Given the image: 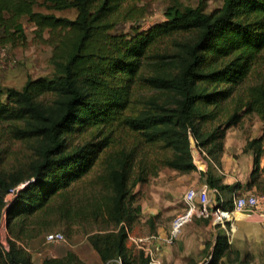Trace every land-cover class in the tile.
Returning <instances> with one entry per match:
<instances>
[{"label": "trees", "instance_id": "trees-1", "mask_svg": "<svg viewBox=\"0 0 264 264\" xmlns=\"http://www.w3.org/2000/svg\"><path fill=\"white\" fill-rule=\"evenodd\" d=\"M139 2L0 0V44L22 37V17L60 32L50 77L0 86V221L9 246L0 244V264H32L29 242L57 227L70 237L88 224L100 264H148L127 246L140 213L135 187L162 169L196 171L190 137L220 169L226 132L249 115L263 135L244 148L254 153L246 188L264 196V0H223L211 13L202 0L195 8L174 2L148 29L112 33L144 17ZM202 175L211 189H231L210 166ZM232 253L221 231L208 264H241L237 255L228 262ZM42 264L83 263L68 252Z\"/></svg>", "mask_w": 264, "mask_h": 264}, {"label": "rangeland", "instance_id": "rangeland-1", "mask_svg": "<svg viewBox=\"0 0 264 264\" xmlns=\"http://www.w3.org/2000/svg\"><path fill=\"white\" fill-rule=\"evenodd\" d=\"M174 2L193 8L199 5V0H140L138 5L145 9L144 17L135 22L123 24L112 33L130 34L135 29L146 30L152 25L163 21L165 14L174 7ZM222 2L223 0H202L204 12L211 13L221 7ZM34 12L52 14L56 17L67 19H73L75 17V12L71 10L51 11L39 6H35ZM19 23L22 26V37L18 35L13 42L0 44V86L3 88L20 89L28 79L34 80L42 77H50L53 73L51 60L55 39L60 32L51 29L42 30L33 22H30L27 17L20 18ZM255 125L258 126V131L263 130V125L257 116L249 115L244 118L237 128L244 129L247 127L249 130V127ZM193 154L195 162L197 163L199 160L197 159V154L195 152ZM152 179H149L147 185ZM147 185H142L140 190L137 191V199L134 206H139L143 197L146 195ZM243 194L245 193L241 195ZM10 199L11 197L8 198V200ZM172 217L169 214L159 215L154 218V222L152 217L147 222L150 225H153V223L165 225L167 222L170 224ZM247 221H253V223L236 224L237 230L234 236L231 234H228V236L224 233L229 246L233 250L230 258H228V262L233 261L237 255L241 264H264V242L253 241L252 238L249 240L243 231V226H258L260 228L261 224H256L255 220ZM238 228L241 229L238 230ZM55 229L53 232H62L61 228L57 227ZM94 231H96V228L92 224H88L83 228L77 229L70 237L64 234V243L51 245L45 244V235H42L32 241L30 245L26 246V252L30 256L32 264H42L45 259L50 258H63L68 252L74 253L83 264H100L96 254L87 244L85 237L86 233ZM7 238L8 233L5 216H2L0 221V244L5 250L9 251ZM128 247L137 251L132 243ZM209 252L201 254L202 256L198 258V264L210 262ZM226 264L229 263L226 262Z\"/></svg>", "mask_w": 264, "mask_h": 264}, {"label": "crops", "instance_id": "crops-1", "mask_svg": "<svg viewBox=\"0 0 264 264\" xmlns=\"http://www.w3.org/2000/svg\"><path fill=\"white\" fill-rule=\"evenodd\" d=\"M257 127V125L251 126L249 130L247 127L244 129L231 128L226 132L219 167L221 174L213 166L199 159L196 163V171L180 175L175 171L163 169L158 172L157 177L153 178L148 185L144 184L145 186L147 185L148 189L139 204V216L128 225L127 232L130 238L156 237L155 239H150L147 243L155 253V262L153 264H198V258L202 256L201 254L204 253L207 246L209 247L206 252L212 251L216 235L221 231L226 234L225 230L214 226L210 220L195 219L181 231L173 245H166L162 239L168 232L169 222L165 223V225L157 223L150 225L147 221L151 217L154 222L156 216L166 214L174 216L180 212L182 198L186 190L207 185V179L202 173L207 170L208 166L212 168L213 175L219 178L221 184L231 188L227 191H217V194H214L212 189L209 188L208 197L212 204L221 201L225 206H230L232 193H255L254 190H247L246 188L253 169L254 153L251 150L245 152L244 148L248 140L256 139L263 135V130L258 131ZM262 148L264 150V142ZM260 167H264V155L261 157ZM140 187L142 185L136 186L133 190L136 199L137 191L140 190ZM248 222L246 220L235 222L232 230H228L229 227H227V233L234 236L237 225ZM249 223H253V221ZM255 223L259 224V222ZM260 224V228L258 226H243L244 234L249 240L252 238L253 241L264 242V223ZM240 229L238 228V230ZM131 243L130 239H128L127 246L131 245ZM210 252L209 255L211 254Z\"/></svg>", "mask_w": 264, "mask_h": 264}, {"label": "built area", "instance_id": "built-area-1", "mask_svg": "<svg viewBox=\"0 0 264 264\" xmlns=\"http://www.w3.org/2000/svg\"><path fill=\"white\" fill-rule=\"evenodd\" d=\"M189 141L194 166H197L193 154L195 152L198 157L197 159H201L208 165L213 166L221 174L220 169L207 157L206 152L199 147L196 140L190 137ZM25 185L21 184L9 190L5 196V202H10L15 193ZM210 189L207 185H203L199 188H189L186 190L182 198L181 211L172 217L168 232L162 239L163 243L173 245L181 231L195 219L210 220L214 226L225 230L227 235V227L232 230L234 223L240 220H255V222L264 223V196L248 192L241 195L234 192L232 193L231 205L225 206L221 201L215 204L211 203L208 197ZM212 192L217 194L216 189H212ZM9 197H11L10 200H8ZM155 238V236L130 238L127 232V240L130 239L137 251L144 253L149 260L148 264L155 262V253L147 243L150 239ZM44 242L50 245L61 244L65 242V236L61 232H51L45 235ZM208 263L205 262V264Z\"/></svg>", "mask_w": 264, "mask_h": 264}]
</instances>
